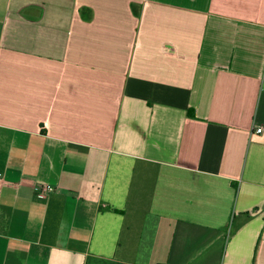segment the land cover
<instances>
[{"label":"crops","instance_id":"crops-1","mask_svg":"<svg viewBox=\"0 0 264 264\" xmlns=\"http://www.w3.org/2000/svg\"><path fill=\"white\" fill-rule=\"evenodd\" d=\"M0 191V264H264V0H0Z\"/></svg>","mask_w":264,"mask_h":264},{"label":"built area","instance_id":"built-area-1","mask_svg":"<svg viewBox=\"0 0 264 264\" xmlns=\"http://www.w3.org/2000/svg\"><path fill=\"white\" fill-rule=\"evenodd\" d=\"M261 131H262V128L256 129L257 133H261ZM53 191H54V188L51 185L42 184L36 188V195H37V197L44 199L48 196L49 193H51ZM0 193H1V191H0Z\"/></svg>","mask_w":264,"mask_h":264}]
</instances>
